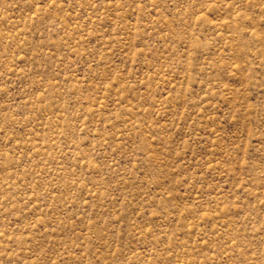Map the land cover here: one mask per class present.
<instances>
[{
	"label": "rangeland",
	"instance_id": "obj_1",
	"mask_svg": "<svg viewBox=\"0 0 264 264\" xmlns=\"http://www.w3.org/2000/svg\"><path fill=\"white\" fill-rule=\"evenodd\" d=\"M0 264H264V0H0Z\"/></svg>",
	"mask_w": 264,
	"mask_h": 264
}]
</instances>
